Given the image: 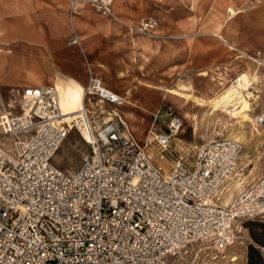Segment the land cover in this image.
Masks as SVG:
<instances>
[{
    "label": "built area",
    "instance_id": "2783aa9c",
    "mask_svg": "<svg viewBox=\"0 0 264 264\" xmlns=\"http://www.w3.org/2000/svg\"><path fill=\"white\" fill-rule=\"evenodd\" d=\"M67 1L70 14L90 4L114 18L112 0ZM157 23L150 16L140 26L155 35ZM70 43H79L75 32ZM84 91L101 106L85 101L69 121L52 85L0 93V128L16 138L12 151L0 146V264H178L198 242L224 250L237 239V222L264 215V166L223 204L241 171L237 140L213 135L192 164L179 153L164 170L147 144L165 159L183 127L179 114L169 110L164 129L153 122L139 143L121 111L125 96L91 70ZM256 121L264 126V115ZM70 130L86 150L66 171L53 156Z\"/></svg>",
    "mask_w": 264,
    "mask_h": 264
},
{
    "label": "rangeland",
    "instance_id": "374dc122",
    "mask_svg": "<svg viewBox=\"0 0 264 264\" xmlns=\"http://www.w3.org/2000/svg\"><path fill=\"white\" fill-rule=\"evenodd\" d=\"M65 1L67 3V14L69 19V22L67 19V24L70 28V31L66 36V42L69 45H75L81 51V53L84 54L85 52L81 48V40H79L78 44L70 43L71 35L76 30L73 28L70 20L68 1ZM227 4H231L235 7L239 6L244 10V12L240 13L239 15H242L240 17H242L243 22H247L245 27H247L250 32L255 34V36H253L255 37L254 41H256V34L261 35L262 33V35H264V19L254 15L258 10H264V0H112V10L115 15L121 19V21L109 16L107 17H109L110 20L118 23L128 34H130L131 37H153L156 35L155 27L153 29L155 35H150L145 31L135 29L136 27H140V22L142 19L150 16L154 17L155 19L158 18L162 20L163 24L167 25L165 32L167 34H173L177 37L169 38L167 39L169 41L165 40L162 41V43L157 44L144 41L143 39L139 41L135 40V42L132 43L128 40L129 36H122L120 34L121 32H118L119 34H117L115 38L103 43L102 46L104 51L108 53L106 54L108 55V59L106 60H109L114 69H121L124 72L114 73L110 68H104L100 65L95 67V70H92L91 68V71L97 74L106 86L111 83L117 84L125 78L131 80L132 84L134 85L136 82L139 84L140 82L143 83V80L149 81L151 79L152 81L150 82L152 83H160L163 85L167 84V86H175L179 78L189 82L190 86H192V91L189 88L188 90H182L180 92L177 91L173 94V98L179 102V106L177 102L175 103V100L169 96L165 99H162L159 105L158 117L155 121H150L148 126L154 122V126H156L159 130L164 129V123L167 120V112L169 110H174V112L181 115V117H183V127L176 137L181 141L179 144H182L185 147L181 153L185 155V159L188 164L193 162L196 148L203 141L212 138L213 135L227 138L226 135L231 126L236 128L240 127L248 136L246 143L242 145L240 154H247L248 160L252 162L249 166L246 165L248 160L243 159L240 162V172L243 173L242 176H244L243 182L241 184L242 189L261 173L262 166H264V126H259L258 129L250 123L248 125L242 124L241 126V123H239L238 120H235L224 114H214L212 116L206 115L208 107L204 106L207 102V98L196 94L200 93L204 96L211 95L214 93V90L219 89V85H217L215 81L209 77L206 79H201L196 75V70L191 67L192 62L189 63L190 65L187 64L188 58L187 54H185L186 50L182 49L180 45V41L184 38L190 39V37L193 36H204L211 32L213 34L217 30L221 32V25L218 24V22L223 19L224 20L222 23L224 22L223 26L225 27V31L228 34L235 33L237 30L236 20L238 19L239 15L225 23L227 16ZM116 8L124 11L125 15L127 14L128 16H132L135 21H127L120 15L119 12L116 11ZM82 9L79 11H82ZM91 9L94 12L101 14L94 8ZM251 17L253 18L251 19ZM128 24L130 26H128ZM75 33L77 36H79L77 31ZM201 45V43H194L191 45V50L195 53L201 49ZM254 45H257V42H255ZM262 45H264V37L259 39V48L255 46V49L253 50L248 49L246 46L245 47L250 52L258 51L259 54H257V57L262 59L264 58V47H262ZM131 50L136 51L134 54L136 55L135 60H131L130 58ZM170 50L173 51L174 57H176L175 61L179 62V65L173 67L171 71L167 70V64L165 63V55L167 51ZM246 60H249L252 65H256L258 69L259 78L258 81L254 82V90H258L259 99L253 104L252 111V114L256 115L260 112H264V63L257 64L247 57ZM84 61L87 62L86 57H84ZM89 70L90 69H88L87 65V72ZM54 85L57 88L56 83H54ZM167 86H158L155 88L161 90L163 94V90ZM193 92H196V94ZM195 96H198L204 101L200 106L193 104L190 105ZM85 101L87 105L92 107H94V104L96 103L97 105L94 108L101 106V104L95 102L93 98L88 100L86 97ZM131 103L132 102H130V105L124 106L125 109L127 108L126 110H129V112H126L125 110L126 113L132 114L131 109H133L135 106ZM188 111H193L198 116L197 129L195 131L192 119L187 114ZM203 114L205 115L203 116ZM124 115L126 122L136 139V134L133 130L135 123H132L131 118L126 116L125 113ZM133 118H135V115ZM144 132L145 130L141 132L140 135H138L139 139L144 140ZM175 143L176 141L173 139L168 148L171 153H173V150L176 148ZM151 145L154 147L153 144ZM0 146L11 151L13 147L12 138L3 133L1 128ZM85 150L86 146L84 142L80 139L76 132L72 131L65 138L54 154L53 161L60 168L66 171H71L76 168L79 163L80 156L83 152H85ZM159 154L160 153H158V155L152 154L155 158V162L163 169L168 168L171 165V161L166 156L169 154L165 155V159L159 158ZM167 160H169L170 163L166 162ZM248 170H251V173L248 172ZM236 193H238V190H236L233 195ZM250 220H264V215L241 220L240 222L236 223L237 226L234 230V234L237 239L232 245L228 246L224 250L217 251L210 244L198 242L193 244L188 249V251L182 255L178 264H246L247 245L252 241L249 235L248 227L246 226L247 221ZM257 247L262 252V254H264V248L259 246ZM232 255H238V259L234 263L233 261H230ZM174 264H176V262Z\"/></svg>",
    "mask_w": 264,
    "mask_h": 264
},
{
    "label": "crops",
    "instance_id": "0c3cea01",
    "mask_svg": "<svg viewBox=\"0 0 264 264\" xmlns=\"http://www.w3.org/2000/svg\"><path fill=\"white\" fill-rule=\"evenodd\" d=\"M83 8L82 11L71 14L70 20L79 35L78 38L81 40V48L85 52L84 54L75 45H69L66 42L70 28L67 24L68 14L65 0H0V93L3 96L16 95L26 86H55L54 83L57 82L64 85L79 86L83 89L88 78L87 65L90 70L91 68L95 70V67L100 65L104 68H110L114 73H123L124 71L121 69H114L109 60H106L108 53L104 51L102 46L103 43L115 38L119 34L118 32H121L122 36H129L128 40L132 43L135 40L143 39L157 44L169 38L177 37L173 34H167L165 32L167 25L158 18L155 36L131 37L124 28L110 20L107 15L94 12L92 7L87 4ZM116 11L127 21H135L132 16L125 15L124 11L118 8ZM240 16L236 20L237 30L235 33L228 34L225 31L224 22L222 23L224 19L218 22L221 25L220 31L224 38L230 42L234 40L237 47L246 46L253 50L255 46L259 48V39H262L264 35L262 33L261 35L256 34V41H254L255 37L253 36L255 34L245 27L247 22H243ZM180 42L182 49L186 50L187 64L192 62L191 67L196 70V75L201 79L209 77L217 85H219L218 79L226 77L225 80L230 81L237 72L250 62L246 60V57H237V50H230L212 32L204 36L184 38ZM255 42L257 45H254ZM194 43L202 44L201 49L195 53L191 50V45ZM135 53V50L130 51L131 60L136 59ZM84 57H86L87 62L84 61ZM175 59L173 51H167L165 55L167 70L171 71L173 67L179 65ZM150 81L152 79L143 80V83L140 82L139 84L136 82L134 85L131 80L125 78L117 84L107 85L116 93L125 96V101L129 99L131 104H134L135 107L131 109V112L135 118H131V122L135 123L133 130L139 143L144 142L138 138V135L144 130L147 132L149 129L147 126L150 121H153V115L159 113L160 102L167 98L161 90L155 88L167 86V84L163 85ZM179 81L185 82L186 80L179 78L177 83ZM176 84L167 87H176ZM190 90L192 91V86H190ZM196 95L204 98L211 96H204L200 93ZM170 98L174 99L179 106V102L175 98ZM96 105L95 103L94 106ZM124 106L125 102L121 106L122 113L123 110L127 109ZM127 111L129 112V110ZM174 150L173 153L169 150L167 156L172 162L183 149L176 150L175 148ZM169 160L166 162L170 163Z\"/></svg>",
    "mask_w": 264,
    "mask_h": 264
},
{
    "label": "bare ground",
    "instance_id": "6f19581e",
    "mask_svg": "<svg viewBox=\"0 0 264 264\" xmlns=\"http://www.w3.org/2000/svg\"><path fill=\"white\" fill-rule=\"evenodd\" d=\"M226 11H227V16L225 19V23L227 21H230L232 18L239 15L240 13L244 12V10L241 7L239 6L235 7L231 4L226 5ZM254 15H257L256 17H259V18H264V10H258ZM114 18L117 19L118 21H121V19H119L115 15V13H114ZM252 18L253 17H251V19ZM128 26L130 25L128 24ZM135 29L142 30L143 28L140 26L139 28L136 27ZM213 35L218 40L226 44L230 48V50L231 49L237 50V53H238L237 57H247L248 59L256 62L257 64L264 63V58L260 59L257 57V54H259L258 51L250 52L246 47H237L234 44V40H232L231 42L228 41L226 38H224L223 34L219 32L218 30L215 31ZM251 67H252L251 62H248V64H246V66L242 70H240L239 72L235 74L234 78L228 81V83L225 82L227 81L225 80L226 77L225 78L222 77L218 79V84L220 85V88L217 91H215L213 95L211 94V96L207 98V102L205 103V107H208L206 111V115L212 116L214 114H224L235 120H238L239 123H241L240 124L241 126L242 124L248 125L250 123L253 126H255L257 129L259 128L260 125L256 121V117L258 114L256 115L252 114L253 104L256 103L259 99L258 90L257 91L254 90L255 88L254 82L258 81L259 75H258V70H257L256 65L253 66V68ZM185 82L179 81L176 84V87H166L163 90V95L165 97H168V96L173 97L174 96L173 94L176 93L177 91L180 92L182 90H188L190 88V85L188 84L189 82L188 83H185ZM56 86L58 89L55 88V86L53 87L56 89V92H57L58 103L62 111V115L67 117L65 118L67 121H69L72 118H78L79 116L77 114L85 106L86 94H85L84 88L82 89L79 86H71L69 84L64 85L61 82H57ZM129 101L130 100L127 99L125 101V105H130ZM203 102L204 101L201 100L198 96H195L191 103L194 105L200 106ZM123 112L126 113L125 110H123ZM126 114L129 118L134 117V115H132L131 113H126ZM187 114L192 119V122L194 125V131H195L197 129L198 116L193 111L192 112L188 111ZM259 114L264 115V112H260ZM21 121H24V120H21ZM149 126L147 127V129L149 128ZM71 132L72 130H70L69 134ZM226 136L227 138L237 140L241 145V150H242V145L246 143L247 137H248L245 131H243L240 127L236 128L234 126H231ZM85 137L88 138L87 136ZM149 138L150 137L149 135H147V132H144L143 142L147 143L146 141ZM80 139L83 141V138L80 137ZM178 139L179 138L177 137L174 138V140L176 141L175 143L176 150L184 149L185 147L182 144H179L181 143V141ZM12 140L16 142L15 137H13ZM147 145H149L148 149L153 155L155 154L158 155V153H160L151 144L148 143ZM243 159L248 160L247 154L239 153V159H238L239 165ZM170 161L172 162V160ZM251 163L252 162L248 160V163L246 165L249 166L251 165ZM164 170H167V168ZM250 171L251 170H248V172ZM236 172L237 173L235 177L229 181L228 190L225 192L224 199H223L224 205H226L232 200L234 196L233 194L236 190H238V192L241 190V184L243 182L244 176H242L243 173H241L239 170ZM237 259H238V255H232L230 258V261H233L234 263L235 261H237Z\"/></svg>",
    "mask_w": 264,
    "mask_h": 264
},
{
    "label": "trees",
    "instance_id": "16d2710c",
    "mask_svg": "<svg viewBox=\"0 0 264 264\" xmlns=\"http://www.w3.org/2000/svg\"><path fill=\"white\" fill-rule=\"evenodd\" d=\"M251 242L247 245L246 264H264V254L259 247L264 248V220L247 221Z\"/></svg>",
    "mask_w": 264,
    "mask_h": 264
}]
</instances>
